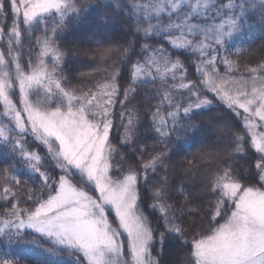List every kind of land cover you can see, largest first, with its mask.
I'll return each instance as SVG.
<instances>
[{"label":"snow or ice","instance_id":"obj_1","mask_svg":"<svg viewBox=\"0 0 264 264\" xmlns=\"http://www.w3.org/2000/svg\"><path fill=\"white\" fill-rule=\"evenodd\" d=\"M257 24L264 0H0V264H264V59L228 46Z\"/></svg>","mask_w":264,"mask_h":264},{"label":"trees","instance_id":"obj_2","mask_svg":"<svg viewBox=\"0 0 264 264\" xmlns=\"http://www.w3.org/2000/svg\"><path fill=\"white\" fill-rule=\"evenodd\" d=\"M258 14H253V19H256ZM259 24L255 28L245 29L234 35V37L228 42V46L231 50L241 49L239 56H234L233 59H237L240 64L255 63L264 59V35H261L257 29ZM113 32L116 35L121 33V25L119 18L114 25ZM105 34L103 31L97 30L92 25L78 26L74 32L70 31L66 33L65 40L70 46L79 45L83 50H87L92 46V41L103 40ZM95 67L90 62V57L80 56L73 57L69 64V69L75 72L76 76L80 78V73L91 72V68ZM93 76H99V73H93ZM85 80H91L92 77L83 78ZM75 84L76 81H73ZM90 86V85H89ZM2 111V108H0ZM216 115L217 113H213ZM212 137L207 134L193 133L191 139L187 143L181 145H173V148L178 149L177 156L175 157L179 162L187 163L188 161L197 162V156L199 155L200 147L212 144ZM7 159L4 151V147L0 145V161ZM23 172H27V169H21ZM33 238L39 239V237H25L26 241H31ZM43 247H50L44 244ZM170 250H174L175 242H170L168 245ZM4 245L0 244V251H3ZM12 252L22 258L21 264H33L38 258L50 260L52 264H72V258L66 253L61 252L57 255H49L48 253H42L39 247L32 245L31 243L21 242L12 246Z\"/></svg>","mask_w":264,"mask_h":264},{"label":"rangeland","instance_id":"obj_3","mask_svg":"<svg viewBox=\"0 0 264 264\" xmlns=\"http://www.w3.org/2000/svg\"><path fill=\"white\" fill-rule=\"evenodd\" d=\"M211 144H209V145H204V146H202V147H200V150H199V153H200V151H201V149H207V150H210V146Z\"/></svg>","mask_w":264,"mask_h":264}]
</instances>
